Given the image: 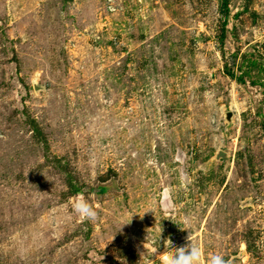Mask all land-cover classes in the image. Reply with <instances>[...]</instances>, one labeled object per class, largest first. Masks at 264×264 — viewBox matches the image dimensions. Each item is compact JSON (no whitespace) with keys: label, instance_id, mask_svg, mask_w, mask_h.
Instances as JSON below:
<instances>
[{"label":"rangeland","instance_id":"obj_1","mask_svg":"<svg viewBox=\"0 0 264 264\" xmlns=\"http://www.w3.org/2000/svg\"><path fill=\"white\" fill-rule=\"evenodd\" d=\"M170 240L264 264V0H0V264Z\"/></svg>","mask_w":264,"mask_h":264},{"label":"clouds","instance_id":"obj_2","mask_svg":"<svg viewBox=\"0 0 264 264\" xmlns=\"http://www.w3.org/2000/svg\"><path fill=\"white\" fill-rule=\"evenodd\" d=\"M73 206L74 210L84 220L92 221L98 215V206H93V204L90 203V201L82 195L75 200ZM169 249V252L161 258V264H199L200 262L201 251L195 244L188 243L184 246L178 247L173 245L170 240ZM153 251L158 254V249H155ZM210 264H231V262L226 260L221 255H213L211 257Z\"/></svg>","mask_w":264,"mask_h":264}]
</instances>
